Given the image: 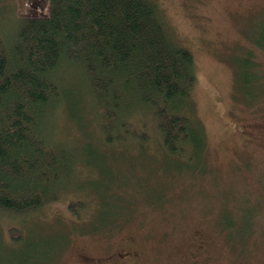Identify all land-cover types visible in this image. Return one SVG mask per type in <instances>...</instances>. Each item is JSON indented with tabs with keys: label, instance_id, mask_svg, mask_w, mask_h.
Listing matches in <instances>:
<instances>
[{
	"label": "trees",
	"instance_id": "obj_1",
	"mask_svg": "<svg viewBox=\"0 0 264 264\" xmlns=\"http://www.w3.org/2000/svg\"><path fill=\"white\" fill-rule=\"evenodd\" d=\"M46 2L43 14L0 20V211L25 214L75 191L95 203L84 217L85 200L69 199L77 223L120 228L135 215L127 179L92 185L91 156L107 165V147L145 151L150 112L167 162L198 169L205 136L191 94L194 56L173 40L156 0ZM252 65L245 55L233 69L249 101L264 93Z\"/></svg>",
	"mask_w": 264,
	"mask_h": 264
},
{
	"label": "rangeland",
	"instance_id": "obj_2",
	"mask_svg": "<svg viewBox=\"0 0 264 264\" xmlns=\"http://www.w3.org/2000/svg\"><path fill=\"white\" fill-rule=\"evenodd\" d=\"M156 1L173 40L194 56L191 94L205 150L201 163L196 158L187 165L198 169L167 162L151 114L144 112L145 151L136 154L126 143L107 147V165L91 156L99 164L92 185L127 179L124 197L135 217L120 228L88 232V224L73 219L68 201L83 198L84 217L95 203L75 191L25 214L0 211V264H80L82 255L111 264L102 258L121 246L137 257L119 264H190L201 238L209 264H264V93L249 101L233 75L237 60L249 55L264 86V44L255 41L263 38L264 0ZM46 8V0H0V20Z\"/></svg>",
	"mask_w": 264,
	"mask_h": 264
},
{
	"label": "flooded vegetation",
	"instance_id": "obj_3",
	"mask_svg": "<svg viewBox=\"0 0 264 264\" xmlns=\"http://www.w3.org/2000/svg\"><path fill=\"white\" fill-rule=\"evenodd\" d=\"M262 136L261 138H263ZM201 239L195 241V244L193 246L194 249H192L189 253V256H191L192 259L190 261L191 262L190 264H209L208 261L203 256L202 249L204 246V241ZM136 257H137V252L132 247L121 246L117 248L113 253L103 257L102 259H104L105 262L107 263L119 264L120 262L125 260L132 261L131 259H135ZM96 262H97L96 258L82 255L80 264H96Z\"/></svg>",
	"mask_w": 264,
	"mask_h": 264
}]
</instances>
